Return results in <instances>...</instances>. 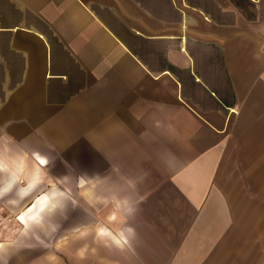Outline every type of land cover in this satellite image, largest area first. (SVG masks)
I'll use <instances>...</instances> for the list:
<instances>
[{
    "label": "crops",
    "instance_id": "1",
    "mask_svg": "<svg viewBox=\"0 0 264 264\" xmlns=\"http://www.w3.org/2000/svg\"><path fill=\"white\" fill-rule=\"evenodd\" d=\"M53 150L107 176L36 195ZM0 155L78 264H264V0H0Z\"/></svg>",
    "mask_w": 264,
    "mask_h": 264
},
{
    "label": "rangeland",
    "instance_id": "2",
    "mask_svg": "<svg viewBox=\"0 0 264 264\" xmlns=\"http://www.w3.org/2000/svg\"><path fill=\"white\" fill-rule=\"evenodd\" d=\"M3 144L4 146L12 145L11 142L9 143L8 141H4ZM70 149L71 148L68 150ZM3 155L15 157L17 154L11 152ZM28 156L29 155H27L26 158ZM94 156L96 157L97 155ZM88 157L90 159L88 160L89 162L86 163V155L84 158L82 156H76L75 153L71 154L67 152V154H60L53 150L50 154L52 165L45 171L46 176L51 180V184L49 185L46 180V183L36 195L48 193L50 190L66 193L67 188L68 195L71 199L77 196L80 200H82V198L84 199L86 197L84 188L90 187L85 186L83 188L80 186L77 190L75 184L76 180H80L83 176L95 175L97 172H99V176L101 177L107 176L106 169H84L79 167H92L97 165L92 163V155ZM102 157V155H99L100 159ZM82 158H84V160ZM101 165L104 164L101 163ZM66 171L68 174H66ZM61 173L68 175V181L72 179L68 182L70 183L69 185L64 186L58 183V177L56 176H59ZM25 186L26 180L23 179L17 187L22 188ZM13 197L14 193L0 200V244L4 246V249L0 252V264H78V259L75 253L71 252V249L77 241V236L80 234L77 232V228H81L82 224H79L76 219L63 221L62 218L57 216L50 217V219L45 218V220H43V225L41 224L29 232H26L25 228H22L16 221L17 211H13L9 207V200ZM32 198L33 197H30L23 203V206L19 209L20 212L29 205ZM84 206H86V202ZM51 229L52 232L50 231Z\"/></svg>",
    "mask_w": 264,
    "mask_h": 264
},
{
    "label": "clouds",
    "instance_id": "3",
    "mask_svg": "<svg viewBox=\"0 0 264 264\" xmlns=\"http://www.w3.org/2000/svg\"><path fill=\"white\" fill-rule=\"evenodd\" d=\"M57 179H59V178H57ZM3 183H5V179H4V175H3V168L0 167V184H3Z\"/></svg>",
    "mask_w": 264,
    "mask_h": 264
}]
</instances>
